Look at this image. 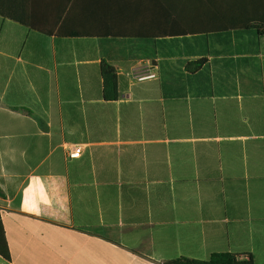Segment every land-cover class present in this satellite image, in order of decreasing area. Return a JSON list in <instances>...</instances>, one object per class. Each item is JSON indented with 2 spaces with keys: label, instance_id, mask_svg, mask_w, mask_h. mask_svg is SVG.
<instances>
[{
  "label": "crops",
  "instance_id": "1",
  "mask_svg": "<svg viewBox=\"0 0 264 264\" xmlns=\"http://www.w3.org/2000/svg\"><path fill=\"white\" fill-rule=\"evenodd\" d=\"M63 2L0 0V264H263L264 0H122L158 39L37 30Z\"/></svg>",
  "mask_w": 264,
  "mask_h": 264
},
{
  "label": "trees",
  "instance_id": "2",
  "mask_svg": "<svg viewBox=\"0 0 264 264\" xmlns=\"http://www.w3.org/2000/svg\"><path fill=\"white\" fill-rule=\"evenodd\" d=\"M63 17L57 21L53 27V30H47L38 28L37 30L43 32L46 35L55 34L61 38H157L154 35L141 34L145 31L146 22L141 20H130L131 32L138 34H131L127 32L125 27V21L120 18H124L120 9L125 6L121 5L122 0H63ZM114 8H118L115 12ZM0 15L5 16L4 12L0 11ZM22 24H27L26 21L17 20ZM173 24L172 28H167V32H189L192 28H180L178 24L182 21H168ZM185 23V22H184ZM148 24V21H147ZM183 24V23H182ZM178 27V28H177ZM261 34H264L263 25H255ZM37 28V27H34ZM177 29V30H176ZM180 35H163V37H176ZM158 39V38H157ZM205 64V60H199L195 63L187 64L186 68L188 72H196L202 65ZM102 75L104 79V95L106 100H116L118 97V91L116 88V69L111 64L102 63ZM3 195V190L0 188V196ZM0 255L5 259H8V247L4 238V232L0 223ZM166 264H256L254 258L251 255L233 254V253H221L213 254L208 260H197L188 258H178L167 262ZM264 264V263H263Z\"/></svg>",
  "mask_w": 264,
  "mask_h": 264
},
{
  "label": "built area",
  "instance_id": "3",
  "mask_svg": "<svg viewBox=\"0 0 264 264\" xmlns=\"http://www.w3.org/2000/svg\"><path fill=\"white\" fill-rule=\"evenodd\" d=\"M81 155V147H74L68 153L69 158H78Z\"/></svg>",
  "mask_w": 264,
  "mask_h": 264
},
{
  "label": "rangeland",
  "instance_id": "4",
  "mask_svg": "<svg viewBox=\"0 0 264 264\" xmlns=\"http://www.w3.org/2000/svg\"><path fill=\"white\" fill-rule=\"evenodd\" d=\"M95 42H98V41H95Z\"/></svg>",
  "mask_w": 264,
  "mask_h": 264
}]
</instances>
